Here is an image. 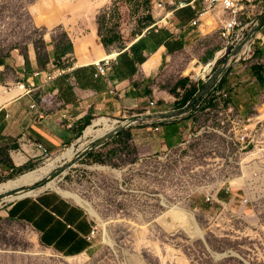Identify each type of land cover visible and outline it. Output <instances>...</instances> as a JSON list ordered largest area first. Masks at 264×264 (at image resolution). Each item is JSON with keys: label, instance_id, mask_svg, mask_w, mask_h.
Returning a JSON list of instances; mask_svg holds the SVG:
<instances>
[{"label": "rangeland", "instance_id": "1", "mask_svg": "<svg viewBox=\"0 0 264 264\" xmlns=\"http://www.w3.org/2000/svg\"><path fill=\"white\" fill-rule=\"evenodd\" d=\"M152 3V0H0V57L24 58L27 53L41 57L47 50L58 53L70 46L65 54L81 57L77 63L105 59L156 24ZM260 10H256L255 18ZM208 16L212 22H206L208 18L202 21L208 27L203 28L206 34L191 45L181 60L184 65L178 66L177 62L162 78V87L172 86L180 75L195 76L191 73L193 68L202 77L203 66L196 64L195 58L205 67L217 53L218 61L210 75L227 60L229 70L237 67L255 78L258 89H250L248 93L255 103H264L260 101L264 93V42L257 41L249 56L230 57V51H223L220 23L211 14ZM97 46L102 47L99 52ZM91 50L93 59L84 56ZM57 59L59 66H67L68 58ZM252 67L258 68L263 82L257 80ZM11 71L9 68L5 75H0V86L7 90L18 85L16 81H4ZM102 117L115 120V128L129 120V117L98 116L92 121ZM193 120L190 139L186 133L175 149L142 158L135 156L127 143L126 129L99 148L87 153L78 150L77 141L90 121L73 145L48 157L31 158L22 167L11 165L8 174L0 172V184H4L44 167L75 146V159L56 167L47 178L34 183L32 189L54 181L61 190L79 196L96 214L93 216L86 206L64 197L85 209L94 231V243L87 253L65 258L43 248L23 222L7 217L6 209L12 202L3 199L17 191L1 195L0 264H264L253 246L256 241L244 237L247 230L242 219L230 221L224 212L210 209L204 201V195L226 187L235 173L240 175L245 169L234 158L226 140L204 128L207 119L203 114L194 115ZM0 157L7 161L5 153ZM259 172L250 170L244 176L254 192L264 195V169ZM242 182L241 178L238 185ZM23 188L22 191L26 190ZM46 191L56 192L53 189L41 192ZM260 204L264 205V199Z\"/></svg>", "mask_w": 264, "mask_h": 264}, {"label": "crops", "instance_id": "2", "mask_svg": "<svg viewBox=\"0 0 264 264\" xmlns=\"http://www.w3.org/2000/svg\"><path fill=\"white\" fill-rule=\"evenodd\" d=\"M195 16L196 12L189 7L177 9L169 18L171 26L160 25L144 31L125 48L109 55L106 58L109 60L106 79L96 70L95 62L98 61L77 63L80 57H73V53L58 57L53 49L47 50L40 57L42 68H39L37 54L27 53L24 58L19 55L0 57V75L12 68L11 76L4 81L18 83L9 90L0 86V154L5 153L7 159L4 162L0 157L2 175L11 171V165L22 167L40 155L37 145L50 154L73 145L86 120L92 121L98 116L114 119L148 116V120L131 125L125 133L127 143L139 158L165 153L181 145L194 124L192 117L185 113L178 118L158 121L149 116L178 110L179 101L171 91L178 81L188 79L190 83L194 78L190 74L187 77L180 75L172 86L162 87V78L177 62H180L178 66L184 65L181 60L191 45L200 40V35L206 34L203 28L208 27L202 24L205 17L198 26L191 25ZM174 28L178 31L175 32ZM96 48V52L102 49ZM93 55L91 50L84 56L93 59ZM218 56L216 53L208 63ZM64 57L68 58L67 66H59L57 58ZM199 60L195 58L196 64L204 67ZM58 70L65 72L56 76ZM191 73L196 74L194 68ZM50 75L54 76L48 82L46 78ZM223 80L222 87L231 92L232 102L241 115H248L260 104L255 103L248 93L250 89H258L253 76L236 67L228 69ZM203 83L193 81L192 87L200 88ZM151 101L155 106L149 107ZM217 199L235 208L236 202L243 199V191L233 188L227 194L220 190ZM80 206L57 192L46 191L12 201L7 206L6 215L23 222L46 250L73 258L87 253L94 243L91 220Z\"/></svg>", "mask_w": 264, "mask_h": 264}, {"label": "built area", "instance_id": "3", "mask_svg": "<svg viewBox=\"0 0 264 264\" xmlns=\"http://www.w3.org/2000/svg\"><path fill=\"white\" fill-rule=\"evenodd\" d=\"M152 2V9L156 15V24L145 31L158 27L159 24L171 26L169 18L171 19L173 12L177 9L189 7L196 12V16L191 22L192 26H198L202 18L207 14L217 18L220 23L219 36L224 41L223 51H230V57L249 56L254 50L257 41L259 44L264 42V0H179L177 2H173V0H152ZM258 9L261 10L258 17L255 18L254 14ZM174 31L177 32L178 28H174ZM241 44H243L241 50L237 54L232 55ZM64 60L65 57L61 59V61ZM217 61L218 59L210 66L206 75L201 77L194 73L195 76L186 85V89L192 86L193 81L205 82L211 76L210 74ZM108 64L109 60L107 59L95 62L98 74L104 79H106ZM227 65H225L223 73L214 80L213 86L198 100H195L194 96L201 89L197 88L193 98L186 102L184 106L189 108L185 115L193 118L194 115L203 114L207 119V127L204 128L210 129L209 131L224 138L227 145L231 147L234 158L244 165L243 169L245 170L240 175L235 173V176L232 177L233 179L228 181L227 186L221 189L227 194L233 188L242 189L243 199L236 202L237 206L235 208L232 204L220 202L217 199L218 191L214 194L204 195V201L212 207L210 209H216L220 211V214L224 212L226 216L230 217V221L235 218L242 219L246 225L245 229L248 231L245 232L244 237L256 241L253 246H255L257 254L260 255L264 263V205L260 204L261 200L264 199V195L254 192L251 184L246 183L248 181L246 176H244L248 175L250 170L258 173L264 169V103L260 102L246 116L238 112L232 102L231 92L221 86L224 74L228 71ZM64 72V70H58L55 75H61ZM39 74L35 73V75ZM52 76L54 75L48 76L46 81L49 82ZM184 92L185 89L177 90L178 101L181 100ZM262 100H264V93L260 96V101ZM153 106H155V103L151 101L149 107ZM262 106L263 108L260 109ZM30 107L33 108L34 105ZM186 135L188 139L192 137V133H187ZM37 149L41 152L40 155L44 157L51 155L40 145H37ZM241 178L243 181L242 185H238ZM93 234L94 231L91 233L92 237Z\"/></svg>", "mask_w": 264, "mask_h": 264}, {"label": "bare ground", "instance_id": "4", "mask_svg": "<svg viewBox=\"0 0 264 264\" xmlns=\"http://www.w3.org/2000/svg\"><path fill=\"white\" fill-rule=\"evenodd\" d=\"M208 15L209 14L204 16L205 17L204 19L208 18L207 20H205L206 22L211 21L210 20L211 17ZM214 62L215 61L209 63L205 67H202L201 69L202 76L208 73L210 66L213 65ZM20 88L23 89L22 86ZM262 108L263 106L260 107V109ZM115 123H116L115 120H111L105 117L93 120L92 123L84 130L82 138L77 141L78 144L77 149L85 150L91 142L97 139H106L109 136L113 135L116 129L118 128V127L115 128ZM74 155H75V146L68 148L62 155H60L58 158H55V160L48 162L44 167L39 168L33 172L24 174L17 179L9 180L4 184H0V196L6 194L9 195L12 191H17L15 195L7 196L3 199L6 202H12L24 197L36 196L38 193H40L45 189H53L61 196L65 198L74 199L81 206H86L93 214V216H96V214L92 211V209L85 201H83L76 194L61 190L60 187H58L57 183L54 181L48 182L43 188L40 189L30 188L31 186L34 185V183L42 180L44 177L47 178L56 167L64 165L65 163H71L73 159H75ZM23 187H25L26 190L22 191V189H24Z\"/></svg>", "mask_w": 264, "mask_h": 264}, {"label": "water", "instance_id": "5", "mask_svg": "<svg viewBox=\"0 0 264 264\" xmlns=\"http://www.w3.org/2000/svg\"><path fill=\"white\" fill-rule=\"evenodd\" d=\"M243 47V44H241L239 47L236 48V51L232 54L235 55L237 54L241 48ZM227 64V60L225 61V64L213 75H211L204 83L202 88L196 93V95L194 96L195 100H198L202 95H204L214 84V80L216 78H218L222 73L223 70L225 68V65ZM189 110L188 107H183L181 109L178 110H173L171 112H160L157 114H154L152 116H149L150 119L152 120H158V121H164V120H168V119H173V118H178L181 117L183 114L187 113ZM148 116L145 117H139V118H132L129 120H126L125 122H123L115 131V133L111 136H109L106 139H97L93 142L90 143V145L85 149V153L99 148L102 145H104L108 140L112 139L113 137H115L119 132L129 128L131 125L135 124V123H141L144 122L146 120H148ZM83 132V131H82ZM35 186H31L30 188H34Z\"/></svg>", "mask_w": 264, "mask_h": 264}, {"label": "trees", "instance_id": "6", "mask_svg": "<svg viewBox=\"0 0 264 264\" xmlns=\"http://www.w3.org/2000/svg\"><path fill=\"white\" fill-rule=\"evenodd\" d=\"M69 47L70 46H68L67 48H64L62 51L58 52L57 56L59 57V56H62L63 54H65V51L68 50ZM79 60H81V57L79 58ZM37 61H38L39 68H42L43 64L41 63V58L39 55H37ZM25 64L28 66V61L25 60ZM252 68H253L254 72L258 69L256 67H252ZM255 77L257 78V80L259 82H263L261 76L257 73V71L255 72ZM187 84H188V79L180 80L176 83L174 89L171 91L172 94L177 97L178 94H177L176 90L177 89H185L184 95L182 96L181 100L179 101V107L185 105L186 102L190 101L193 98V96L195 95V93L197 92V88L192 87V86L189 89H186ZM221 86H222V83H221ZM201 87H202V85H201ZM89 123H90V119L86 120L85 125L83 127H81V129L79 130L77 137L80 135V133L82 132L84 127H86ZM88 155H90V153Z\"/></svg>", "mask_w": 264, "mask_h": 264}]
</instances>
